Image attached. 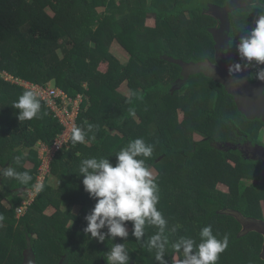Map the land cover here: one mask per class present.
Returning <instances> with one entry per match:
<instances>
[{
	"label": "trees",
	"instance_id": "1",
	"mask_svg": "<svg viewBox=\"0 0 264 264\" xmlns=\"http://www.w3.org/2000/svg\"><path fill=\"white\" fill-rule=\"evenodd\" d=\"M231 1L0 0V73L42 88L51 84L71 99L81 95L74 126L87 133L85 143L73 144L70 132L36 192L41 160L33 148L39 143L51 147L65 127L41 98L38 117L19 121L12 106L29 89L0 78V200L6 198L10 205L4 212L8 235L0 234V264H21V250L27 246L37 264H108L116 244H124L129 264H159L157 249L149 244L160 231L158 226L146 222L140 240L132 235L131 221L124 222L126 240L106 235L99 242L84 231L85 217L96 200L84 190L81 161L107 157L115 166L116 154L136 138L153 146L146 165L157 172V208L166 219L162 233L168 241L166 264L173 256L181 264L182 250L173 247L181 238L193 239L195 252L199 232L208 225L218 239L229 237L217 264H264L259 257L261 237L242 234L237 217L264 221L260 207L264 162L241 152L246 144L264 149V121L242 113L226 86L203 71L215 62L213 31L219 23L211 12L227 9ZM257 3L264 6V0ZM245 6L226 13L223 52L241 64L246 83L253 85L264 65L253 61L244 68L237 46L262 9ZM147 16L153 19V28L145 27ZM114 41L127 54V63L109 53ZM99 61L110 64L113 71L108 75L98 71ZM121 84L128 89L127 96L118 92ZM177 110L182 111L181 121ZM91 136L95 138L89 140ZM27 162L31 169L24 168ZM9 167L28 172L32 180L25 184L5 177ZM50 176L55 186L49 184ZM218 185L227 192L218 190ZM30 193L35 197L31 199ZM24 203L23 215L17 216L15 209ZM48 208L54 209L50 216L44 214ZM101 231L107 234L108 229ZM8 248L15 257L7 258Z\"/></svg>",
	"mask_w": 264,
	"mask_h": 264
},
{
	"label": "clouds",
	"instance_id": "2",
	"mask_svg": "<svg viewBox=\"0 0 264 264\" xmlns=\"http://www.w3.org/2000/svg\"><path fill=\"white\" fill-rule=\"evenodd\" d=\"M248 4L254 9L262 10L255 20L254 27H251L246 36L241 37L237 46L240 58L246 62L244 68L253 61L257 66L264 65V6L259 5L257 0H248ZM240 72L241 64L229 65L230 75ZM255 78L264 82V67L258 68ZM258 91L259 95L264 96V87ZM12 107L18 110L19 121L32 120L40 113L41 101L35 91L26 90ZM92 127L89 125L88 130L91 131ZM86 135L82 128L73 126L70 141L73 144L85 143ZM94 138L88 137L89 140ZM152 155L153 146L142 138H136L116 154L115 166L107 157H93L81 161L79 173L83 175L84 190L90 198L96 200L93 209L85 217L87 227L84 231L99 242H103L106 235L126 240L129 233L124 222L131 221L132 235L140 240L144 235L146 222L158 226L160 231L151 237L149 244L151 248L157 249L155 259L159 264H166L164 253L168 241L162 235L166 219L157 208L160 200L159 186L146 165V158ZM3 175L25 184L32 180L28 172H17L12 167L5 169ZM3 219L0 215V221ZM105 227L108 229L107 234L101 231ZM199 237L200 242L196 245L195 252V241L190 238H181L173 246L178 252L182 250L181 264H217L220 254L229 245V237L224 235L222 239H218L213 234L211 225L204 226L199 232ZM129 259V252L124 244L114 245L107 257L108 264H129Z\"/></svg>",
	"mask_w": 264,
	"mask_h": 264
},
{
	"label": "rangeland",
	"instance_id": "3",
	"mask_svg": "<svg viewBox=\"0 0 264 264\" xmlns=\"http://www.w3.org/2000/svg\"><path fill=\"white\" fill-rule=\"evenodd\" d=\"M246 1L247 0H232L227 9L225 10H214L213 12H211L213 14V16H215V18L218 20V28L215 29L213 31L214 34V38L216 41V53H215V62L213 65L210 64H206L205 69L203 70L205 73L208 74H212V76H215V79L221 83H223L226 88L228 89V91L230 93H232L233 95H235L237 97V100L239 102L241 101H247L248 104L244 105L243 107L241 106V110H244V113L246 116L248 117H256V116H264V106L261 104L262 101L261 98L259 97V87L258 85H248L246 83V74L245 71L243 69H241L240 73H234V74H229L228 73V67L229 65L232 64H236L235 60L233 57H231L229 54H226L224 51V49H226L227 47V39L225 36V31L227 28V24H226V13L234 8H245L246 6ZM98 12H103V8L99 7L98 8ZM144 25L145 27L148 28H153L154 27V21L151 18V16H147L146 20L144 21ZM109 53L111 55H113L115 58L118 59V61L122 64L127 63L128 61V56L125 53V51L116 43V41L112 42V44L109 46ZM58 55L60 56V58H62L60 52H58ZM95 68L100 71L101 73L108 75L113 71V68L110 66V64L106 63L105 61H99L97 66H95ZM194 71H198V70H202L203 68L200 67L198 68H193ZM0 78H7V81H12L15 82L14 80H12L9 76H7L5 73H0ZM26 82L20 81L19 84L23 85L26 87ZM51 86V84H50ZM52 87V86H51ZM264 87V86H263ZM262 88V87H261ZM118 92L122 95H128L129 91L126 88L125 84H121L118 88ZM81 96V95H78ZM257 108H262V111H258L257 112ZM262 112V114H257ZM176 118L178 121L182 120V111L181 110H177L176 112ZM73 128L72 125L69 126L68 131H71V129ZM136 133H139L137 129H135ZM70 135V133H69ZM262 138H264V132L262 133ZM194 139L195 140H200L201 137L198 135H194ZM41 144V143H39ZM39 144H37L36 146H34L33 149H35L37 151V155L39 156V158H43L44 156H41V152L39 150V148L37 147ZM218 148H230L231 146L229 145H217ZM241 152L244 156H246L247 158H252V159H263L264 160V149H260V148H251L249 147V145H245L241 148ZM43 160H41L42 163ZM25 169H31L32 168V163L27 162L24 165ZM154 178L157 175V172L154 169H149ZM51 186H55L57 184V182L55 181V178L50 176V183ZM218 190H220L223 193L227 192V188L221 185H218ZM243 188H240V192H242ZM23 195V194H22ZM5 207H9V205L4 204ZM262 208L264 211V204H262ZM54 212V210L52 208H48L46 209V211L44 212V214L46 216H50L52 215ZM77 212V210H75V213ZM243 224V223H242ZM126 230L128 231L127 227H125ZM246 227H244L243 225V232H247L245 229ZM35 236V235H34ZM264 256V255H263ZM62 262V261H60ZM59 262V263H60ZM171 264H180L178 262V259L176 258V256H173L172 262Z\"/></svg>",
	"mask_w": 264,
	"mask_h": 264
},
{
	"label": "built area",
	"instance_id": "4",
	"mask_svg": "<svg viewBox=\"0 0 264 264\" xmlns=\"http://www.w3.org/2000/svg\"><path fill=\"white\" fill-rule=\"evenodd\" d=\"M8 76V75H7ZM7 81L5 78H3ZM11 82V81H10ZM20 81H15L13 83L19 84ZM26 88L29 90H33L38 94V98L47 101L50 108L54 111L56 116L59 118L60 122L64 125L65 130L62 134H60L51 147H47L43 144H39L38 148L41 152L40 160H43L40 166L38 167V174L36 178L37 189L39 190L40 186L43 184L46 175L49 173L50 169V161L53 158L54 154L64 145L67 144L69 140L68 128L70 125L74 126V120L78 111V105L81 102V96H77L75 99H71L67 96L63 91L59 89H54L48 86L47 88H42L40 86H34L29 83H25ZM21 85V84H19ZM23 86V85H22ZM25 87V86H24ZM57 100H60L58 104ZM69 107V108H68ZM35 192V194H36ZM29 197L32 199L34 196L33 193L29 194ZM26 203L23 204L22 207H18L15 209L17 216H22L25 209Z\"/></svg>",
	"mask_w": 264,
	"mask_h": 264
},
{
	"label": "flooded vegetation",
	"instance_id": "5",
	"mask_svg": "<svg viewBox=\"0 0 264 264\" xmlns=\"http://www.w3.org/2000/svg\"><path fill=\"white\" fill-rule=\"evenodd\" d=\"M247 1L245 3L246 5L248 4ZM253 85H258V87L260 89L261 88V85H263V84L261 83V81H258L257 83H255ZM257 117H260L264 121V116H260L259 115ZM262 142L264 143V138H262ZM243 146H245V145H243ZM243 146H241V148ZM260 149H262V148H260ZM261 160L264 162L263 159H261ZM221 186H223V185H221ZM5 202H6L7 205H9L8 199L4 198V199L0 200V205H1L0 206V208H1L0 209L1 210L0 211V215H2L4 217L3 221H0V234H3L2 237H4V238L6 237V234L8 235V233L6 232L7 223H6V215L4 214V212L8 211L9 208H10V205H9L8 208L4 206ZM262 204H264V202H260L261 212H262V216H263V219H264V211H263V208H262ZM237 217H238L239 222L241 223V227H242L241 233L242 234L257 233L261 237V242L262 243H261V249H260L259 257H260V260L261 261H264V256H263L264 255V221L254 220V219H247V218H243V217H239V216H237ZM243 225H244V227H246L245 229H247L246 230L247 232H245V233L243 232ZM13 229H14L13 231H16V228H13ZM17 237L19 238V235ZM11 239H12V241L11 240L10 241L12 243H14V244L17 243V241H13L14 239L16 240V236H15L14 233H12V238ZM5 244H9V243H7L5 241ZM6 255H7V258L8 257H15L16 256L15 255V252H13L9 248H8V250H6ZM62 260H64V259H62ZM5 262L6 261L4 260V262H2V263H5ZM21 264H37L36 257L34 255L32 249L29 246H27V248H23L21 250ZM59 264H64V263L62 261Z\"/></svg>",
	"mask_w": 264,
	"mask_h": 264
},
{
	"label": "water",
	"instance_id": "6",
	"mask_svg": "<svg viewBox=\"0 0 264 264\" xmlns=\"http://www.w3.org/2000/svg\"><path fill=\"white\" fill-rule=\"evenodd\" d=\"M259 93V92H258ZM232 94V93H231ZM234 97H235V100H236V102H237V104H238V106H239V109H240V111L242 112V113H244V110L242 109L241 110V106L243 107L244 105H246V104H248V102L247 101H241V102H239L238 100H237V97L235 96V95H233ZM258 98H261V100L260 101H262L263 100V98H262V96L261 95H259V97ZM263 106H264V101H262V103H261ZM262 108H257V112L258 111H262L261 110ZM245 114V113H244ZM258 114V113H257ZM257 117V116H256Z\"/></svg>",
	"mask_w": 264,
	"mask_h": 264
},
{
	"label": "crops",
	"instance_id": "7",
	"mask_svg": "<svg viewBox=\"0 0 264 264\" xmlns=\"http://www.w3.org/2000/svg\"><path fill=\"white\" fill-rule=\"evenodd\" d=\"M261 87H263V85H261ZM263 100L264 101V96H262ZM258 114H262V112L258 113ZM261 116V115H260ZM54 210V209H53Z\"/></svg>",
	"mask_w": 264,
	"mask_h": 264
}]
</instances>
